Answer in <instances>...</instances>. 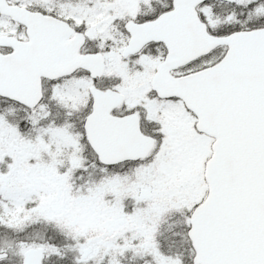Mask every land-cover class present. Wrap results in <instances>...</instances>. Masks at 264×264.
I'll list each match as a JSON object with an SVG mask.
<instances>
[{"label":"snow or ice","instance_id":"obj_1","mask_svg":"<svg viewBox=\"0 0 264 264\" xmlns=\"http://www.w3.org/2000/svg\"><path fill=\"white\" fill-rule=\"evenodd\" d=\"M0 264H264V0H0Z\"/></svg>","mask_w":264,"mask_h":264}]
</instances>
